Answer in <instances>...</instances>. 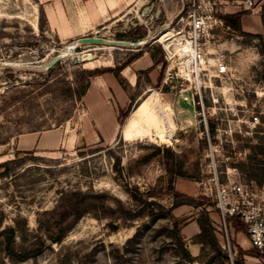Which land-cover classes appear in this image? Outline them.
<instances>
[{
  "label": "rangeland",
  "instance_id": "374dc122",
  "mask_svg": "<svg viewBox=\"0 0 264 264\" xmlns=\"http://www.w3.org/2000/svg\"><path fill=\"white\" fill-rule=\"evenodd\" d=\"M103 2L0 0V264H231L225 234L213 226L216 251L193 238L196 257L183 229L204 212L217 219L198 185L213 157L223 180L264 169L263 40L241 32L238 15L222 16L224 30L197 67L157 42L167 29L187 33L180 0H130L117 17L91 19ZM75 20L87 31L60 37ZM87 37L108 48L65 56L75 43L78 53L92 49ZM145 54L157 77L143 94L150 72H139L130 106L118 112L120 125L132 112L126 140L106 142L85 104L89 74L115 76Z\"/></svg>",
  "mask_w": 264,
  "mask_h": 264
},
{
  "label": "built area",
  "instance_id": "2783aa9c",
  "mask_svg": "<svg viewBox=\"0 0 264 264\" xmlns=\"http://www.w3.org/2000/svg\"><path fill=\"white\" fill-rule=\"evenodd\" d=\"M262 0H180L182 8L180 21L187 33L183 36L191 43L194 52L191 62L198 67L203 61L209 45L217 36V31L224 30L222 16L237 15L244 12H254ZM227 67L219 60L217 71L226 73ZM223 172L219 170L214 157L209 163L208 176L198 185L201 194L214 203L217 219L213 226L221 233L227 242L224 249L230 255L231 264L237 256L235 247L231 244V230L236 223L244 227L251 246L264 251V181L248 180L237 174L222 179Z\"/></svg>",
  "mask_w": 264,
  "mask_h": 264
},
{
  "label": "crops",
  "instance_id": "0c3cea01",
  "mask_svg": "<svg viewBox=\"0 0 264 264\" xmlns=\"http://www.w3.org/2000/svg\"><path fill=\"white\" fill-rule=\"evenodd\" d=\"M130 6V0H104L99 10H92L91 19L96 20L99 17L104 16L107 11H113V17L119 16L125 8ZM240 15L239 28L241 32L245 34L254 35L262 38L264 44V0L261 1L259 8L254 12H244L237 14ZM49 19L52 21L54 17L49 13ZM54 23V21H52ZM65 23L59 29L60 37H69L72 35L80 36L89 28L88 23H81L75 20L74 27H68ZM264 58V54H263ZM105 66V65H102ZM159 66L148 55H140L137 59L129 63L128 66L121 70V77L126 81L125 85H122L120 80L112 74H104L98 77L92 78L91 85L84 97L85 104L89 112L91 113V119L93 125L98 130L102 139L106 142H113L118 137L124 138V129L126 122L130 118L132 112L127 118L125 124H119V111L127 109L131 104L130 89H136L138 87V74L141 71H149L150 82L147 84L146 89L143 90V94L150 91L148 86L154 83V78L157 77ZM131 69V72H126ZM127 73V74H125ZM174 124V123H173ZM171 128V126H170ZM177 189L182 186L181 192L191 196L194 194V190L187 188L186 184L176 182ZM180 191V190H179ZM212 220L214 217L211 218ZM216 219V218H215ZM200 233V228L197 220H192L184 229L183 235L188 242V249L194 256H198L201 251V245L192 243V239ZM232 239L234 241V247L237 253L242 250L244 253L239 255V259L242 264H264V257L253 255L255 250L244 231L236 224L231 230ZM238 255V254H237Z\"/></svg>",
  "mask_w": 264,
  "mask_h": 264
},
{
  "label": "trees",
  "instance_id": "16d2710c",
  "mask_svg": "<svg viewBox=\"0 0 264 264\" xmlns=\"http://www.w3.org/2000/svg\"><path fill=\"white\" fill-rule=\"evenodd\" d=\"M237 18H238V21H239L240 15H238ZM263 53H264V51H263ZM132 61H134V60H131L130 62H127L122 67V69L125 68L126 66H128L129 63H131ZM122 69L120 68L119 72L115 73V76L117 78L120 77V74H121L120 71ZM94 76H95V74H92V73L89 74V83H90V80ZM89 83L86 86V88H85V90L83 92V95H85V93L87 91V88L89 87ZM129 115H130V111H129L128 114L125 115V117H127ZM257 171H261V172L263 171V172H262V174H258ZM250 179L251 180H256V181H258L260 183L263 182L264 181V169L261 170V169H258V168H253V172L251 173ZM59 213H60L61 216H63L66 219L70 218V219H74L75 220V217L77 219H80L82 216H84L86 213H89V212H59ZM197 223H198L199 228H200V233L196 237H194V239L197 240V243H201L203 246H206V245L211 246L213 249H215V251L217 249H219L218 248L219 247L218 246V241H217V239L215 237V234H214L215 230L213 228V224H212V221H211V218H210L209 214L207 212H204V213L200 214V217H198V219H197ZM236 225L239 226L240 228L244 229V227L241 224L236 223ZM63 237L60 236V237H58V239H54V238L51 237L50 240L58 243V242L62 241ZM40 249H41V246H38V247L34 248L31 251L35 252V251H39ZM242 253H244V252L242 250H240L238 252V255H240ZM252 254L256 255V256L264 257V251L261 252L259 250H254L252 252ZM27 255H25L20 261L24 262L27 259H29V256H27ZM186 258L189 261H193L194 260V258H192L189 254L186 255ZM229 259H230V257L227 255V260H229ZM234 264H242V261L236 256L234 258Z\"/></svg>",
  "mask_w": 264,
  "mask_h": 264
},
{
  "label": "bare ground",
  "instance_id": "6f19581e",
  "mask_svg": "<svg viewBox=\"0 0 264 264\" xmlns=\"http://www.w3.org/2000/svg\"><path fill=\"white\" fill-rule=\"evenodd\" d=\"M144 2L141 3V5L143 4ZM167 27V26H166ZM174 32L170 29H167L166 33H164L162 36H160L157 40V42L159 44H165L166 46H164L165 49L169 50L172 48V47H176L177 48V51L178 52V57H181V59H187L189 58V62L191 61L190 57H191V54L194 52V49L192 48L191 46V43L190 41L187 39H185L183 36L182 37H176L175 35H173ZM144 43V42H143ZM141 45V44H140ZM74 46L76 47V43L75 45H69V47H67V49L65 50V56H78V55H81L86 52H91V50L93 51V49H96V50H103V49H107L108 47L107 46H99V45H91L90 47L92 49H86L84 50L83 52L81 53H78L76 51H74ZM172 50V49H171ZM137 51V50H136ZM82 58V56H81ZM48 59V58H47ZM92 57L90 55H88L87 57L84 58V60L86 61H89L91 60ZM44 61V60H43ZM177 59H175L174 62H176ZM186 61V60H185ZM42 63V62H41ZM141 109H143V106H141L138 110V112L141 111ZM169 133V132H167Z\"/></svg>",
  "mask_w": 264,
  "mask_h": 264
},
{
  "label": "water",
  "instance_id": "95a60500",
  "mask_svg": "<svg viewBox=\"0 0 264 264\" xmlns=\"http://www.w3.org/2000/svg\"><path fill=\"white\" fill-rule=\"evenodd\" d=\"M82 41L89 44V45H93V44H98V43L103 42V39L100 37H87V38H83ZM72 49H74V48H72Z\"/></svg>",
  "mask_w": 264,
  "mask_h": 264
}]
</instances>
